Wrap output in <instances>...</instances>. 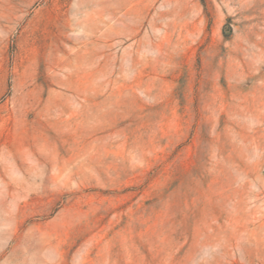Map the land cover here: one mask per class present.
<instances>
[{"label": "rangeland", "instance_id": "1", "mask_svg": "<svg viewBox=\"0 0 264 264\" xmlns=\"http://www.w3.org/2000/svg\"><path fill=\"white\" fill-rule=\"evenodd\" d=\"M0 264H264V0H0Z\"/></svg>", "mask_w": 264, "mask_h": 264}]
</instances>
